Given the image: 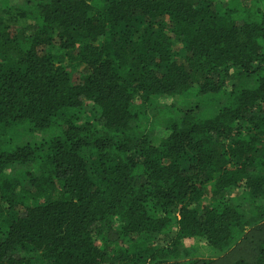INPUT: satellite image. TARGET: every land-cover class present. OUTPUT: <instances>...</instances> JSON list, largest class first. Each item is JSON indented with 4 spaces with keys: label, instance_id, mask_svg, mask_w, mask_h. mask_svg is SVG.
<instances>
[{
    "label": "trees",
    "instance_id": "16d2710c",
    "mask_svg": "<svg viewBox=\"0 0 264 264\" xmlns=\"http://www.w3.org/2000/svg\"><path fill=\"white\" fill-rule=\"evenodd\" d=\"M263 9L0 0V264H264Z\"/></svg>",
    "mask_w": 264,
    "mask_h": 264
},
{
    "label": "rangeland",
    "instance_id": "374dc122",
    "mask_svg": "<svg viewBox=\"0 0 264 264\" xmlns=\"http://www.w3.org/2000/svg\"><path fill=\"white\" fill-rule=\"evenodd\" d=\"M264 12V9H263ZM173 100V99H172ZM207 103V102H206ZM237 198H241L240 195H238ZM254 229L246 230L245 236H248L250 233H252ZM239 244H243L242 248L237 249L236 248L232 252H226L220 256L217 257H204V260H199L198 264H234L235 261L240 257H248L251 249H252V243H249L248 240L244 239L239 242Z\"/></svg>",
    "mask_w": 264,
    "mask_h": 264
}]
</instances>
